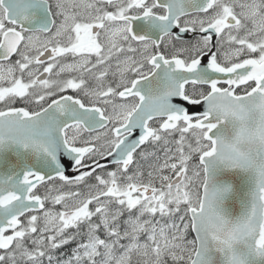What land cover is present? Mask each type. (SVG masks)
I'll list each match as a JSON object with an SVG mask.
<instances>
[{
    "label": "snow or ice",
    "instance_id": "6c2138e0",
    "mask_svg": "<svg viewBox=\"0 0 264 264\" xmlns=\"http://www.w3.org/2000/svg\"><path fill=\"white\" fill-rule=\"evenodd\" d=\"M0 264H264V0H0Z\"/></svg>",
    "mask_w": 264,
    "mask_h": 264
}]
</instances>
